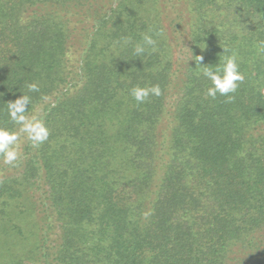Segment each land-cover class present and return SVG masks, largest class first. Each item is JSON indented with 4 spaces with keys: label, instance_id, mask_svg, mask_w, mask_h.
<instances>
[{
    "label": "trees",
    "instance_id": "obj_1",
    "mask_svg": "<svg viewBox=\"0 0 264 264\" xmlns=\"http://www.w3.org/2000/svg\"><path fill=\"white\" fill-rule=\"evenodd\" d=\"M261 42L264 0H0V126L25 94L50 133L0 162V264H264Z\"/></svg>",
    "mask_w": 264,
    "mask_h": 264
},
{
    "label": "clouds",
    "instance_id": "obj_2",
    "mask_svg": "<svg viewBox=\"0 0 264 264\" xmlns=\"http://www.w3.org/2000/svg\"><path fill=\"white\" fill-rule=\"evenodd\" d=\"M149 32L142 35V42L134 45V54L142 56L149 49L156 50V39ZM158 35V34H157ZM125 45L131 43L130 37L123 38ZM264 45V42H261ZM224 49V54L220 56L219 64L215 67L201 66L203 56H194L196 69L202 70V75L211 82V85L205 92L206 97L215 99L217 95L227 97L228 102L235 99V93L244 82V74L240 71L237 57L233 53L228 54V49ZM29 92H38L37 83L27 85ZM131 96L137 104L144 103L151 95L159 96L161 94L160 86L141 87L139 85L130 90ZM31 97L23 94L14 101L6 103L7 112L11 122L16 126L14 129L0 126V162L4 165L17 166L22 157L23 136L27 142L31 143L33 148L46 142L49 138V129L44 119L37 112L32 111L29 114ZM150 213H145L147 217Z\"/></svg>",
    "mask_w": 264,
    "mask_h": 264
}]
</instances>
